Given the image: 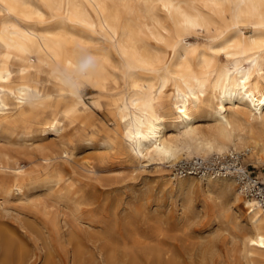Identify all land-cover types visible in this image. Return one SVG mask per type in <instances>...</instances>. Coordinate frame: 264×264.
<instances>
[{"label": "bare ground", "instance_id": "1", "mask_svg": "<svg viewBox=\"0 0 264 264\" xmlns=\"http://www.w3.org/2000/svg\"><path fill=\"white\" fill-rule=\"evenodd\" d=\"M198 31L208 39L192 40ZM87 87L115 118L101 139ZM0 142V197L19 203L34 199L32 186L74 199L59 156L78 142L120 146L140 167L229 153L261 160L264 0H0ZM196 179L239 202L242 254L264 263L261 206L232 175L166 182ZM16 240L0 225V264H27Z\"/></svg>", "mask_w": 264, "mask_h": 264}, {"label": "rangeland", "instance_id": "2", "mask_svg": "<svg viewBox=\"0 0 264 264\" xmlns=\"http://www.w3.org/2000/svg\"><path fill=\"white\" fill-rule=\"evenodd\" d=\"M208 36L198 31L191 39ZM81 93L92 106L101 139L113 130L114 115L94 103V89ZM247 157L243 163L264 178V157ZM59 159L73 182L74 199H60L57 187L43 186H30L31 202L0 197V225L26 248L27 264H129V258L134 264H248L233 217L244 212L231 193H210L197 179L167 183L172 165L153 161L140 167L120 146L78 142L72 156L62 153ZM87 160L94 169L80 164ZM28 166L37 169L39 163Z\"/></svg>", "mask_w": 264, "mask_h": 264}, {"label": "built area", "instance_id": "3", "mask_svg": "<svg viewBox=\"0 0 264 264\" xmlns=\"http://www.w3.org/2000/svg\"><path fill=\"white\" fill-rule=\"evenodd\" d=\"M244 153L214 154L206 158H182L172 165V173L186 175H232L238 181L239 189L253 198L264 210V178L244 164Z\"/></svg>", "mask_w": 264, "mask_h": 264}]
</instances>
